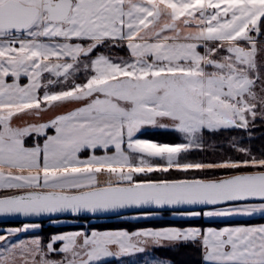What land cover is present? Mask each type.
Listing matches in <instances>:
<instances>
[{
    "label": "snow or ice",
    "instance_id": "1",
    "mask_svg": "<svg viewBox=\"0 0 264 264\" xmlns=\"http://www.w3.org/2000/svg\"><path fill=\"white\" fill-rule=\"evenodd\" d=\"M257 119L264 0H0V217L264 216V152L236 145L237 156L191 159L206 132L247 131ZM146 127L183 140L139 138ZM39 227L0 234V264H104L165 242L199 245L203 264H264V225L12 239Z\"/></svg>",
    "mask_w": 264,
    "mask_h": 264
},
{
    "label": "trees",
    "instance_id": "2",
    "mask_svg": "<svg viewBox=\"0 0 264 264\" xmlns=\"http://www.w3.org/2000/svg\"><path fill=\"white\" fill-rule=\"evenodd\" d=\"M112 50V49H111ZM111 50L102 49V52H109ZM114 52H117V49H113ZM120 51V50H119ZM121 52V51H120ZM83 79V76L81 77ZM263 126L258 127L256 130H253V137L247 138V132L245 130H231L226 131L224 133H205V138L209 143H216L217 150L212 149H203L199 151H194L192 153L191 159L193 160H211L215 156H221L225 154V156H237L236 151L233 148H229L226 143L231 142L232 138L242 135L243 139L241 140V145L243 147L251 148L254 154L260 155L261 152H264V122H261ZM54 133V130L50 129L49 134ZM142 138H146L149 140H153L159 143L164 144H176L183 140V137L171 130L164 129H152L148 131H144L140 135ZM42 139V138H41ZM226 141V142H224ZM28 145L32 144V139L29 138L27 141ZM223 142L224 144L220 145L219 143ZM154 176H158L160 174L154 173ZM179 175V174H176ZM175 178V176H173ZM155 215L151 216V218H132L133 216L141 215L142 213L136 214H128L118 218H89V217H66L62 219L52 220L45 223L46 225L39 232L44 240H48L51 235L59 234L64 231H71L75 229L84 228L85 226L81 224L75 225H50L48 223L63 221V220H71L80 223L81 221H85L88 223V227L96 230H127L129 232H134L139 229H162V228H206L209 226L212 227H221L227 224H237V223H254L257 218L250 220H229V221H208L203 218L196 221H185L180 218H173L172 211H156ZM21 223H6L0 224V226H9V225H20ZM154 252L169 261V264H203L202 260V252L199 245L192 244H180L173 245L171 247H161L155 248ZM104 264H118V261L113 260L109 262H105Z\"/></svg>",
    "mask_w": 264,
    "mask_h": 264
},
{
    "label": "rangeland",
    "instance_id": "3",
    "mask_svg": "<svg viewBox=\"0 0 264 264\" xmlns=\"http://www.w3.org/2000/svg\"><path fill=\"white\" fill-rule=\"evenodd\" d=\"M257 47L259 49L260 48V45L258 44ZM119 50H121V49H117V52H113V54L110 55V57L116 58V57L122 56V57H125L126 58L127 55L120 54L121 52ZM258 55H259V53H258ZM79 75H80V79H78L77 82L82 83L83 82V79H81V77L83 76V73H80ZM73 108H74L73 105H69V106H67L65 108H60V109H57L55 111L49 110L48 112L43 113L38 118H32V121H30V122H38V123L48 122L49 120L54 119L56 116L60 115L61 113L65 112V111L72 110ZM261 122L262 121H260L259 119H257V121L255 123V126L254 127L250 126L249 130L246 131L247 132V138L253 137L252 131L253 130H256L258 127L263 126L261 124ZM152 129H159V128L146 127L144 129H142L141 133L144 132V131L152 130ZM141 133H138L139 138L144 139V140H148V141H152V142H156V141H153V140H149V139H146V138H142L140 136ZM242 139H243L242 135L236 136V137L232 138V140H230L231 142H227L226 145L229 148H233L235 150V146L236 145H238L240 147H243L241 145V140ZM224 142H226V141H224ZM203 143H204V148L203 149H205V148L207 149L208 148V149H212L213 150L215 148L214 150H217L216 148H218V147H216V145H217L216 143H209L207 141V139L205 138V136H204ZM219 144L222 145L224 143L223 142H220ZM245 148H248V147H245ZM236 154H238V153H236ZM224 156H225V154H223L221 156H215L212 159H217L219 157H224ZM171 216L173 218H179L177 216H174L173 214ZM134 217L135 218H138V217H141V215L133 216L132 218H134ZM203 219H205V218H203ZM57 223H60V222L58 221V222H53V223H48V224L55 225ZM61 223H71V224L72 223H75L76 224L78 222H76V221H71V222H69V221H63ZM66 225H69V224H66ZM171 246H173V245H169L167 242H165V246L164 247L168 248V247H171ZM155 248H161V247L149 246L148 247V253L143 254V255H139L137 257H132L130 260H128L129 258L128 259H125V262H122L121 264H169V261L168 260H166V259L158 256L154 252V249Z\"/></svg>",
    "mask_w": 264,
    "mask_h": 264
},
{
    "label": "crops",
    "instance_id": "4",
    "mask_svg": "<svg viewBox=\"0 0 264 264\" xmlns=\"http://www.w3.org/2000/svg\"><path fill=\"white\" fill-rule=\"evenodd\" d=\"M115 50V49H114ZM121 53L120 54H126V52L124 50H120ZM202 51V50H201ZM113 49L109 52H103L105 55L107 56H110L113 54ZM75 107V106H73ZM70 111V110H69ZM67 112V111H65ZM65 112L61 113V114H64ZM55 133H52L50 135H54ZM27 143V142H26ZM31 146V145H29ZM97 155H101L103 154L99 149L97 150ZM82 156H87V153H82L81 154ZM257 218L258 220H256V222L254 223H237V224H227V225H223L221 227H212V226H209V227H206V228H203L204 230L208 229V228H213V229H222V228H225V227H236V226H260V225H264V216H261L259 214L257 215H254L253 217L251 218H248V217H230V218H218V219H214L215 221H229V220H250V219H255ZM205 220H208V221H213V220H209L207 218H205ZM65 221V220H63ZM63 221H59L60 223H57L55 225H66V224H69V225H75V223H61ZM66 221H69L71 222V220H66ZM27 224H38L40 225L39 228H36V229H30L28 232H22L19 234L18 237H13L12 239H15V240H31V239H35V238H40L42 240L43 243H48L50 241V238L54 235H51L49 237L48 240H44L43 236L39 233L43 227H45L46 225H43V224H39V223H22L20 225H9V226H0V234H7V231L9 229H18V228H23L25 225ZM76 224H81L83 226H85L84 228H80V229H75V230H71V231H64V232H61L59 233V235H63V234H69V233H74V232H84V233H91L92 231H100V230H96V229H91L90 227H88V223L85 222V221H81L80 223H76ZM172 228V227H171ZM164 229V228H162ZM139 230H156V229H152V228H146V229H139ZM159 230V229H157ZM103 231H117V230H103ZM127 231V230H125ZM138 231V230H137ZM55 235H58V234H55ZM61 244L60 243H57L56 245H54V247H60ZM148 253V248L147 250L144 252V253H135L131 256H126V257H122V258H109L107 259L105 262H109V261H113V260H116L118 261V264H121L122 262H125V259H128L130 260L132 257H137L139 255H143V254H146ZM53 258H58L55 256V254H53ZM104 262V263H105Z\"/></svg>",
    "mask_w": 264,
    "mask_h": 264
},
{
    "label": "water",
    "instance_id": "5",
    "mask_svg": "<svg viewBox=\"0 0 264 264\" xmlns=\"http://www.w3.org/2000/svg\"><path fill=\"white\" fill-rule=\"evenodd\" d=\"M156 211H172V210H163V209H154L153 212ZM136 213H142L139 209H131V210H124L120 212H108V213H97V214H82L79 216L72 215V214H57L53 216H42V217H23V216H5L0 217V224H6V223H45L48 221L56 220V219H62L66 217H89V218H98V219H104V218H118L124 215L128 214H136Z\"/></svg>",
    "mask_w": 264,
    "mask_h": 264
}]
</instances>
